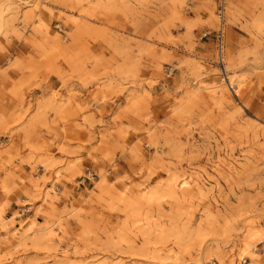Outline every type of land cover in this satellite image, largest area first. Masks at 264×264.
Returning <instances> with one entry per match:
<instances>
[{
  "label": "rangeland",
  "instance_id": "obj_1",
  "mask_svg": "<svg viewBox=\"0 0 264 264\" xmlns=\"http://www.w3.org/2000/svg\"><path fill=\"white\" fill-rule=\"evenodd\" d=\"M226 19L221 61L216 0H0V264H264V0Z\"/></svg>",
  "mask_w": 264,
  "mask_h": 264
},
{
  "label": "crops",
  "instance_id": "obj_2",
  "mask_svg": "<svg viewBox=\"0 0 264 264\" xmlns=\"http://www.w3.org/2000/svg\"><path fill=\"white\" fill-rule=\"evenodd\" d=\"M207 1H209V0H207ZM190 7L192 9L201 8V6L199 4H195V3H192L190 5ZM52 8L55 11L62 10L61 7H57V6H52ZM193 14H194V17H197L199 15L200 17L203 18V20H207L208 19V15H206L204 12H199V13L195 12ZM44 15H45L46 18H48V14L47 13H44ZM230 29H232L233 31H236V33L239 34V32L237 30H235L234 28L230 27ZM173 35H175V32H173ZM195 35H197V37H198L199 31L195 32ZM206 41L207 42H203V39H201V38L199 39V37H198V40L196 41L197 47L195 48V52L196 53L201 54V55H206L207 53L210 52V49L212 47V44L210 42L211 40L210 39H206ZM158 45H159L160 48H166L169 51H176V52L178 51V53H180V54H186L185 46H181V47L178 46V47L175 48L172 45H163V44H158ZM89 46H90V50L92 52H94L95 54H97V55L104 54L106 56V58H108L109 56L112 55V53L109 52L108 49L106 47H104L100 43L96 44V43L89 42ZM18 47H19V49L20 48L24 49L25 52H29V49L26 48V46L21 44V43L18 45ZM64 69H66L68 71V68L66 66L64 67ZM148 74L149 73H147L146 75L148 76ZM72 86L76 90H78L83 96H87L88 95V90L84 89L80 84L73 83ZM10 87H11V83H9V82H5V83L0 82V100L4 101L5 106H7L8 110H10L11 107L13 106V104L15 103V102H11L13 100L10 97V95L7 93ZM61 87H62L61 82L56 77H52V78H50V81H49V83L46 86H44L42 89L35 90L33 92L32 97H33V99H36L37 97L42 96L44 94V91H48V90L57 91V90H61ZM61 92H62L63 96L67 95L66 89H62ZM4 97H6V99H4ZM117 105H119V104L110 105V106L105 107V113L102 116L101 115H97V119H101V120H103L105 122H110L111 113H112V111L115 112L117 110ZM98 108L100 109V106H98V105L94 106L93 110H95V113H96V111H98ZM55 131L57 132V134L59 136V142H62L65 139V137L67 136V134L62 131L61 127L56 129ZM68 136L72 137L76 141L77 139H82V140L87 139L88 134L85 133V132H76V133L71 134V135L69 134ZM42 137L44 139H46V141L50 142V141H52V139L55 138V134H52L51 136H48V133L46 131H42ZM11 141H12L11 138L5 139V140H3V144L9 145L11 143ZM14 142H15L16 146H20L19 138H16ZM71 147L72 148L77 147V143L72 144ZM84 149H85V151L80 153L79 157L81 159L85 160L83 162V167L85 168V175H87V171H94V169H93L94 165L89 160L90 156L92 155V154H90L91 146H85ZM51 152L56 153V149L51 150ZM92 156H94V154ZM118 165L120 166L121 169L117 173L111 172L114 178L122 177L124 175V171L129 172V166L122 164L121 161L118 162ZM9 169L10 168L7 169V172L9 171ZM30 172L31 171H30V169L28 167H23L21 172H16L17 173L16 174L17 181H20V179L21 180L22 179L28 180L30 178ZM43 173H44L43 167H39L38 176L39 177L42 176ZM3 176H4V173L1 174V177H3ZM79 181H83V180H79ZM75 191H77L76 193L80 194V193L83 192V189L81 188L80 190H78L77 188H75ZM11 200H12V206L11 207L15 208V204L14 203L16 202V198L15 197H11Z\"/></svg>",
  "mask_w": 264,
  "mask_h": 264
},
{
  "label": "built area",
  "instance_id": "obj_3",
  "mask_svg": "<svg viewBox=\"0 0 264 264\" xmlns=\"http://www.w3.org/2000/svg\"><path fill=\"white\" fill-rule=\"evenodd\" d=\"M228 0H216V16L219 20V28L211 33H205L203 38L213 35L215 39L217 53L219 59L222 61V55L225 47V27H226V11H227ZM60 27V26H59ZM94 171H87V175L84 178V182L91 181L96 177Z\"/></svg>",
  "mask_w": 264,
  "mask_h": 264
}]
</instances>
